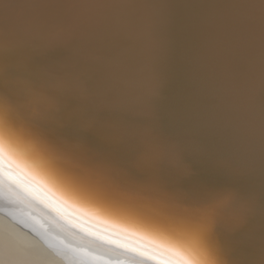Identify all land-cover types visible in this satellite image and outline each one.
Wrapping results in <instances>:
<instances>
[{
  "label": "snow or ice",
  "instance_id": "6c2138e0",
  "mask_svg": "<svg viewBox=\"0 0 264 264\" xmlns=\"http://www.w3.org/2000/svg\"><path fill=\"white\" fill-rule=\"evenodd\" d=\"M89 7L107 6L33 0L0 15V131L76 187L167 225L177 264H264V158L226 150L209 103L237 10L264 23V0H155L145 24Z\"/></svg>",
  "mask_w": 264,
  "mask_h": 264
},
{
  "label": "bare ground",
  "instance_id": "6f19581e",
  "mask_svg": "<svg viewBox=\"0 0 264 264\" xmlns=\"http://www.w3.org/2000/svg\"><path fill=\"white\" fill-rule=\"evenodd\" d=\"M0 264H177L170 228L76 187L25 136L0 131Z\"/></svg>",
  "mask_w": 264,
  "mask_h": 264
},
{
  "label": "water",
  "instance_id": "95a60500",
  "mask_svg": "<svg viewBox=\"0 0 264 264\" xmlns=\"http://www.w3.org/2000/svg\"><path fill=\"white\" fill-rule=\"evenodd\" d=\"M33 0H0V15L10 16L27 11ZM90 6L86 13L104 14L114 21L133 18L145 24L155 0H73ZM252 5L257 0H230ZM9 5V9L4 6ZM245 19L226 36L228 52L216 69L215 96L209 100L222 128V144L226 150L241 151L257 161L264 158V23L258 9L237 10ZM218 17H227L232 10L218 9ZM176 90L173 84L170 92Z\"/></svg>",
  "mask_w": 264,
  "mask_h": 264
}]
</instances>
